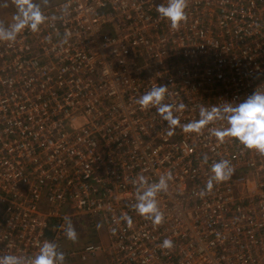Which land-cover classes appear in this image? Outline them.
<instances>
[{
    "label": "built area",
    "instance_id": "2783aa9c",
    "mask_svg": "<svg viewBox=\"0 0 264 264\" xmlns=\"http://www.w3.org/2000/svg\"><path fill=\"white\" fill-rule=\"evenodd\" d=\"M162 3L64 0L42 9L39 32L0 41V256L51 241L67 264L93 260L100 243H63L66 219L87 218L110 264H264V155L219 142L220 119L185 131L202 109L264 91V0H188L179 30ZM159 85L167 111L142 108ZM220 160L233 172L209 191ZM169 173L157 225L134 208L138 177Z\"/></svg>",
    "mask_w": 264,
    "mask_h": 264
},
{
    "label": "clouds",
    "instance_id": "9594fccd",
    "mask_svg": "<svg viewBox=\"0 0 264 264\" xmlns=\"http://www.w3.org/2000/svg\"><path fill=\"white\" fill-rule=\"evenodd\" d=\"M47 0H45L46 4ZM17 14L13 18V23L5 27L0 24V41L15 42L17 36L25 29L33 33L39 32L40 26L49 18L45 16L41 5L36 0H14ZM188 0H167L166 4L157 6L156 11L159 16L166 19L171 29L179 30L181 24L187 21L186 9ZM70 3L66 2L61 12L67 15ZM53 20L57 17H52ZM70 33H66L62 44L68 42ZM167 87L159 85L150 89L142 95L137 103L142 108L156 107L158 111L165 112L167 108L163 105ZM183 107V105H181ZM204 119L198 125L189 124L185 131H199L200 127L208 122L220 119L226 121V127L213 131V135L219 142H224L225 138H234L247 150H254L264 155V91L255 90L242 102L233 104L224 102L221 107H213L211 112L202 109ZM170 124L176 121L171 116L166 117ZM171 135V132H169ZM212 175L207 182V190H211L214 182L219 183L229 179L233 169L227 160L215 162L211 168ZM171 179L169 173L167 177L162 176L158 182L149 184L145 177H138L139 190L136 195L135 210L138 214L151 219L153 223L160 224L164 220L163 213L159 210L156 197L160 191H167V180ZM131 225V218H128ZM64 233L69 241L76 242L78 234L70 219H66ZM172 241L165 239L164 248H171ZM0 264H66V255L58 249L56 243L44 241L36 255L25 257L21 255L0 256Z\"/></svg>",
    "mask_w": 264,
    "mask_h": 264
},
{
    "label": "rangeland",
    "instance_id": "374dc122",
    "mask_svg": "<svg viewBox=\"0 0 264 264\" xmlns=\"http://www.w3.org/2000/svg\"><path fill=\"white\" fill-rule=\"evenodd\" d=\"M64 0H36L37 3L41 5V9L47 8L52 4H58ZM17 14V8L15 6L14 0H0V24L5 25L7 22L12 20ZM97 220L94 219V222ZM77 234L78 239L76 242L69 241L67 238L63 241L64 246L71 252L78 251L85 243H100L104 251L98 253L95 259L88 260L86 263H81L78 258L73 260L69 264H110V257L107 254V236L106 232L102 226L96 224L92 228V224L87 221V218H77L72 222ZM67 264V262H66Z\"/></svg>",
    "mask_w": 264,
    "mask_h": 264
}]
</instances>
